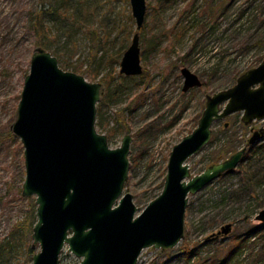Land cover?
Listing matches in <instances>:
<instances>
[{
    "label": "rangeland",
    "instance_id": "374dc122",
    "mask_svg": "<svg viewBox=\"0 0 264 264\" xmlns=\"http://www.w3.org/2000/svg\"><path fill=\"white\" fill-rule=\"evenodd\" d=\"M41 2L0 0V243L14 230L16 234L14 247L0 256V264H30L22 226L36 216V197L22 194L25 148L11 126L39 46L31 17ZM68 5H82L84 11L72 16L69 10L68 18H57L60 22L46 19L51 46L47 50L65 70L79 67L90 81L105 85L108 78L112 88L118 86L116 96L97 104L96 127L110 136L112 147L120 146L126 134L132 136L123 193L133 194L138 214L162 192L170 153L198 126L207 97L233 86L242 73L264 60V0H147L139 30L131 0H68ZM212 9H218L219 21H210ZM73 23L70 34L57 30ZM137 32L144 71L126 75L121 73V60ZM184 67L200 77L201 86L184 91ZM243 113L214 122L211 140L187 160L193 175L245 147L254 131L264 126V119L246 125ZM263 209L264 137L248 146L232 172L190 195L184 239L170 250L143 249L137 264H187L184 254L191 248L197 253L194 264L208 257L223 259L237 236L263 227L256 218ZM227 224H232L231 232L215 236ZM28 241L34 252L40 250L33 246L31 231ZM253 243H247L235 264H255L259 246ZM81 261L68 246L60 255V264Z\"/></svg>",
    "mask_w": 264,
    "mask_h": 264
},
{
    "label": "water",
    "instance_id": "95a60500",
    "mask_svg": "<svg viewBox=\"0 0 264 264\" xmlns=\"http://www.w3.org/2000/svg\"><path fill=\"white\" fill-rule=\"evenodd\" d=\"M131 5L140 28L147 0H131ZM143 71L137 32L122 57L121 73ZM181 71L184 91L202 85L189 68ZM102 93V82L65 70L52 52L35 48L11 126L25 148L22 194L36 197L32 239L40 250L32 255L31 264H60L66 246L82 258L80 264H137L145 248L173 249L185 237L189 196L232 172L244 160L248 146L264 137L263 126L245 147L200 174L193 175L187 162L211 140L216 120L237 111H244L246 125L264 119L263 60L242 73L233 86L207 97L198 126L170 153L162 192L138 215L133 194L123 193L132 136L126 134L120 146L112 147L108 135L98 131ZM256 218L264 222V209ZM231 230L232 224H227L215 236Z\"/></svg>",
    "mask_w": 264,
    "mask_h": 264
},
{
    "label": "trees",
    "instance_id": "16d2710c",
    "mask_svg": "<svg viewBox=\"0 0 264 264\" xmlns=\"http://www.w3.org/2000/svg\"><path fill=\"white\" fill-rule=\"evenodd\" d=\"M41 1H42L41 2V8L32 13L31 21H32V27L35 30L36 35L38 36L39 46H42L46 49H49V47H51V46H50V42L46 41L48 39V34H49V28L46 25V19L50 18V19H52V21L60 22V21H58L59 16H64L65 18H68V16L66 14H67V11L69 12V10L73 11L71 13L72 16H78V14H80L82 12V10L84 11V7L82 5H73V6H77V7H74L71 9L70 8L71 6L68 5V0H63L62 2H60L58 4H56L54 2V0H41ZM217 10L218 9L210 10V16H211L210 21L213 20L212 19L213 17L215 20L219 21V19H218L219 15L216 16V14H215V12H217ZM222 14H226V13L223 12ZM213 23H215V25H216L218 22L214 21ZM74 25H75L74 23L72 25H70V27L68 25H66V26L62 25L61 27H58L57 30L62 31L63 33L70 34V33H72L71 31H72V28L74 27ZM215 25L211 26L212 30L216 28ZM139 29L140 28H138V30ZM72 71H75L77 73H81V69L79 67L74 68V70H72ZM88 76L93 78V79L95 78L91 72L88 73ZM104 82H105V85L103 84L102 99L99 102V104L109 102L110 99L112 98V94H113V96H116L114 94H116L117 92L115 93V91L118 90L117 85H114V88H112L111 79L104 78ZM115 129L117 130L118 128H115ZM110 135L112 136V132H110ZM108 137H110V136H108ZM31 217H32V221L30 223H27V225L25 224L22 226L23 227V237H24L25 241H27L26 242V250H27L28 255L30 256V258L28 259V262L30 264L32 263V255L34 253V249L32 247V244H29V241H28L29 240V232L31 231L33 233V226L34 225H32V224H34L37 220V217L35 216V214H33ZM15 238H16V234H15V230H14L11 233L8 241L0 243V256L3 253L5 254V252H8L9 249L11 250L14 247V245H12V244L14 243ZM236 238L234 239L235 240L234 246L230 249V251L225 255V257L223 259L208 257V258L203 260V264H235L238 257H241L243 255V252H244L245 247L247 246V243L250 242V240H252V239L254 240V243H255L254 247L256 245L259 246V249H258L257 253L255 254V257H258V256L259 257L257 259H255V264H264V226L261 227L260 229L252 230V231H249L245 234L239 235ZM190 250H191L190 252H187L184 254L185 259H186L185 261L187 264H194L193 261L196 259L197 253L192 248Z\"/></svg>",
    "mask_w": 264,
    "mask_h": 264
},
{
    "label": "flooded vegetation",
    "instance_id": "af4514ba",
    "mask_svg": "<svg viewBox=\"0 0 264 264\" xmlns=\"http://www.w3.org/2000/svg\"><path fill=\"white\" fill-rule=\"evenodd\" d=\"M213 134V133H212ZM186 164V163H185ZM196 175V174H195ZM189 199H190V196H189Z\"/></svg>",
    "mask_w": 264,
    "mask_h": 264
}]
</instances>
